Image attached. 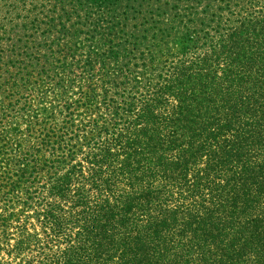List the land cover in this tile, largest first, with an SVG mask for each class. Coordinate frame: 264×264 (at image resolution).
<instances>
[{"label": "trees", "instance_id": "1", "mask_svg": "<svg viewBox=\"0 0 264 264\" xmlns=\"http://www.w3.org/2000/svg\"><path fill=\"white\" fill-rule=\"evenodd\" d=\"M0 264H264V0H0Z\"/></svg>", "mask_w": 264, "mask_h": 264}]
</instances>
